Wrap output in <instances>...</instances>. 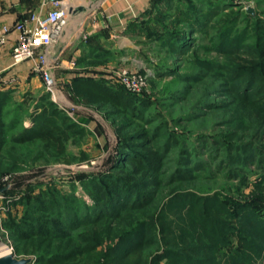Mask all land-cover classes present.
<instances>
[{"label": "rangeland", "instance_id": "1", "mask_svg": "<svg viewBox=\"0 0 264 264\" xmlns=\"http://www.w3.org/2000/svg\"><path fill=\"white\" fill-rule=\"evenodd\" d=\"M190 1L197 3L199 12L208 16L206 9L200 7L202 0ZM225 1L221 10H215L207 19L205 17L202 31L188 33L185 47L181 46L175 52L167 43L168 31L183 26L184 16L176 8H187V0L173 9L155 10L145 18L138 17L134 28L138 33L142 29L141 38L133 50H100L98 47L101 58L94 59L88 52V56H83L86 61L80 66L73 65L71 69L59 65L64 59H70L69 50L61 54L56 50L55 59H50L53 68L49 74L34 73L36 76L32 80L10 87L0 84V93L5 96L0 105V120L4 125L0 134V171H3L0 173V247L7 245L15 257L34 261L35 254L16 252L19 243L12 236L8 216L19 221L29 209L38 218L53 219L55 216L50 212L58 208L56 206L69 204L67 194L92 204L91 195L81 180L97 175L101 178L102 174L111 171L118 175L139 176L140 172L133 171V165L125 164L126 161L112 169L118 160L116 150L122 144V138L135 137L144 129L169 122L171 130L180 132L181 145L171 147L161 161L159 184L149 187L154 203L140 210L149 211L156 217L153 221L145 218L146 226L155 227H150L151 231L148 230L146 236H139L136 242L140 244L149 237L151 241L137 248L131 259L111 262L97 255L106 249V243H110L103 242L72 264H187L191 259L198 264H264V229L246 225L239 206L259 198L264 203V183L260 188L256 185L263 171L256 164H245L233 157L236 154L233 146L250 139H237L241 126L237 121L229 123V120L233 122L229 107H221L230 99L227 81L233 82L227 78L229 73L223 66L257 63L264 59L258 51L250 50L257 49L256 45L264 41V36L260 35L264 32V0ZM227 27L230 29L227 40L238 45L229 49L232 52L225 50L226 53H222L217 34ZM81 41L85 47L91 38L86 35ZM182 48H185L183 52L180 51ZM168 68L172 73L166 71ZM124 69L143 80L139 90L130 91L120 84L116 72ZM159 69L162 72L160 77L157 75ZM193 71L201 74L198 81L188 83L177 77ZM88 75L114 78L128 92L135 94V104H141L140 98H145L148 102L140 107L141 115H132L130 108L125 111L121 105L75 84L74 77ZM188 85V94H183L181 89ZM211 85L218 87V91H210ZM199 97L210 106L202 109ZM124 104L129 106L128 101ZM52 108L77 122L76 131L60 133L55 128L49 130L52 125L47 127L41 123L32 140L24 143L15 140L23 128L35 127L32 118L43 112L45 117L50 116ZM200 111V115L193 116ZM180 118L188 121L177 124ZM63 122L59 121L61 129L64 128ZM234 133L237 137L231 139ZM256 139L264 141V132ZM138 140L131 139L133 150L140 149ZM147 148L155 149L151 143ZM186 158L203 166L197 167L188 161L183 167L189 170L190 177L182 182L176 181L178 177L174 174ZM174 189L193 196L190 198L192 202L173 199L177 195L173 193ZM211 197H216L215 201H209ZM44 207V210L39 209ZM260 207V213L264 215L263 205ZM130 215L72 231L67 240L83 247L86 245L80 240L84 237L128 230L133 221ZM202 244L204 249H199ZM191 245L199 248L188 250ZM176 252L184 258L174 254Z\"/></svg>", "mask_w": 264, "mask_h": 264}, {"label": "trees", "instance_id": "2", "mask_svg": "<svg viewBox=\"0 0 264 264\" xmlns=\"http://www.w3.org/2000/svg\"><path fill=\"white\" fill-rule=\"evenodd\" d=\"M182 1L183 0H153L152 8L147 12V15L155 10L163 12L166 9H173ZM187 1L189 2L187 8H183V6H178L179 8H176V10L184 16L183 26L168 31L169 40L167 43L173 52L177 51L181 46L186 45L188 33L193 34L202 31L205 17L207 19L208 16H212L215 10L220 9L226 4L225 0H223L224 2L202 0L203 3L200 7L206 9L208 15L204 16L203 13L199 12L200 8L197 3H192L190 0ZM251 19L253 18L251 17ZM228 33H230V29L227 27L224 31L217 34L219 38L218 45L220 44L222 53H226L225 50L228 52L233 46L235 47V45H238L236 42L232 43L227 40L226 37ZM260 35L264 36V32H261ZM256 46L257 49L252 50L251 48L250 50L252 52L258 51L260 55H264V41H260ZM222 49L224 51H222ZM184 50L185 48H182L180 51L183 52ZM92 52L93 51L89 52L91 57L93 56L94 59L101 58V53L94 51L92 54ZM229 52L232 51L230 50ZM84 61H86V59L84 60L83 58L81 62ZM223 68L229 73L227 78L230 80L232 79L233 82L227 81V92L230 99H228L227 105L224 104L221 105V107H229L230 117L233 118V122L229 120V123L237 121L241 126L240 136L237 137V134L234 133L231 134V139H235V137L241 140L243 138L250 139L249 142L233 146L235 150L234 153H236L233 157H237L245 164H256L263 171V173L260 174V180L256 182L257 187L260 188L263 187L264 183V141H257L256 137L264 132V129H262L264 125V59H259L257 63L236 64L235 66H227V68L223 66ZM166 71H168L169 74L172 73V70L169 68ZM161 73L159 69L157 75L160 77ZM176 75L177 74H175V76ZM200 75L199 72L193 71L183 76L177 75V77L190 83V81H198ZM74 82L82 88L94 91L99 96L105 97V99H108L112 103L121 105L122 109L125 111L130 108L132 110L130 114L134 113L132 115L135 116L141 115L142 110L140 107L148 102L145 98H140L141 104H135L133 99L135 98V94H132L130 91L128 92L112 77L106 78L94 75L83 77L76 76L74 77ZM189 89V85L185 86V88L181 89V92L183 94H188ZM209 90L213 92L215 90L218 91V87L214 88V86L211 85ZM4 97V94L0 93V105ZM126 101L129 102V106L124 104ZM198 101H200V107L202 106V109L210 106L202 97H199ZM217 108H220V106ZM197 113L193 114V116L200 115L201 111ZM44 114L43 112L32 118L36 122L35 127L30 129L23 128L19 135L16 136L15 140L20 143L32 140L35 134L37 135V128L41 123L47 127L52 125V128H49V130L55 128L60 133L61 131L67 130L76 131L75 129L79 127L77 122H72L67 115L62 114L56 108L50 110V116L45 117ZM185 120L188 121L186 118H180L177 120V124ZM59 121H64L63 129L59 128ZM256 124H258V126ZM3 127V122L0 120V134L4 129ZM241 130L243 131L242 133ZM180 137V132L171 130L169 122H164V124L160 123L156 125L155 128L144 129L141 133L138 132L135 137H132L139 139L138 141L140 144L137 147L140 149L138 150H133L134 145L131 141L132 138H122V144H120L119 149L116 150L118 160L113 163L112 169H117L121 161H126L124 162L125 164L129 163L128 165H133V171L136 170L140 172V174L137 177H131V175L127 173L118 175L111 171L102 174L101 178L97 175L82 179L81 181L84 189L91 195V199L93 200L92 204L77 200L73 194H67L66 199L69 204L62 203L56 206L58 208L50 212L51 215L55 216L53 219L38 218L33 215L29 209L25 210L24 216L19 221H15L12 216L9 215L8 226H10L12 236L19 243L16 247V252L18 254H35L36 256L32 264H72L73 261L78 260L77 258L82 256L85 252L95 249L97 245L103 242L110 241V243H106V249L102 251V253L97 254L98 256L102 255L101 257H105L107 262L116 259H131L133 252L136 251L137 248L142 247L144 243L147 245L151 241L148 234L149 240L148 238H144L140 244L136 242L139 236H146L147 233L151 231V229H149L150 227H155V225L146 226L145 218L148 217L149 221H153L156 217L149 214V211L147 213L140 210H145L154 203L155 198H150L153 192H151L152 190H150L149 187H155L159 184L158 176L160 163L166 157L171 147L181 145ZM150 143L154 145V150H149L147 148ZM188 161L194 164V166H203L200 162L194 163L188 158L184 159L178 171L174 174L178 177H174L176 181L182 182L190 177L189 170L183 167ZM0 173H3V171H0ZM176 191L177 190L174 189L173 193ZM176 193L177 195L174 196L173 199L176 198L179 201L192 202L190 198L193 196L190 194ZM215 199L216 197H211L209 201L213 202ZM261 205L264 207L263 200L259 198V200H255L252 203H245L239 206L241 207V212L244 217L243 221L246 225H256L255 227H261L263 230L264 215L260 213ZM45 208L46 207L39 209L44 210ZM139 211L140 213H136ZM127 214H131L130 216L133 220L128 230H123L121 232L116 231L115 233L111 231L106 234H99L98 237L89 236L83 239L81 238L82 240H80V243H85L86 245L83 247H81L80 244H71L70 240H67L70 238L69 235L73 233L72 231L84 230L97 223L110 222L113 219ZM197 247V245H191L187 249L195 250ZM199 247V249H204L205 245ZM188 250H186V252ZM174 254L180 256L181 259L184 258L181 253L176 252ZM164 256L165 255L160 258ZM215 257L217 256L215 255ZM187 262V264H198L195 262V259H191L190 261L187 260Z\"/></svg>", "mask_w": 264, "mask_h": 264}, {"label": "crops", "instance_id": "3", "mask_svg": "<svg viewBox=\"0 0 264 264\" xmlns=\"http://www.w3.org/2000/svg\"><path fill=\"white\" fill-rule=\"evenodd\" d=\"M153 0H65L67 21L63 27L60 39L52 46L50 58L61 54L64 50L71 53L70 59H64L59 65H65L74 61L80 66L83 56L88 52L94 53L101 49L111 48L133 50L140 40L141 30L136 31L138 17L145 18L152 8ZM43 0H0V29L3 26L11 28L21 18L27 17L31 12L44 13L48 7L42 5ZM89 35V44H82V36ZM17 34L11 31L7 42L0 48V76L8 79L17 77L19 82L30 81L33 76L32 62L29 60L14 63L11 51L15 45ZM59 44V45H58ZM58 47V48H57ZM88 56V55H87ZM127 60L128 57L125 56ZM66 63V64H65ZM21 85V84H20ZM25 85V84H24ZM22 87V86H21Z\"/></svg>", "mask_w": 264, "mask_h": 264}, {"label": "built area", "instance_id": "4", "mask_svg": "<svg viewBox=\"0 0 264 264\" xmlns=\"http://www.w3.org/2000/svg\"><path fill=\"white\" fill-rule=\"evenodd\" d=\"M64 1L43 0L42 5L48 7L46 12L42 14L31 12L27 17L17 21L11 28L3 26L0 29V48L7 42L11 31H15L17 34L15 45L11 51L14 63L29 60L32 62L33 73L49 74L48 71L53 68L50 64L52 46L60 39L63 27L67 21L68 14ZM82 38L85 39L86 35H83ZM73 65L75 66L74 61L70 63L71 67ZM116 76L120 80V84L130 91L139 90L144 83L140 77L131 74L126 69L117 71ZM17 83H19V80L15 76L8 79L0 77V84L5 87H10ZM48 83L51 84V80ZM3 246L0 248L12 253L10 247H7V245Z\"/></svg>", "mask_w": 264, "mask_h": 264}, {"label": "water", "instance_id": "5", "mask_svg": "<svg viewBox=\"0 0 264 264\" xmlns=\"http://www.w3.org/2000/svg\"><path fill=\"white\" fill-rule=\"evenodd\" d=\"M248 12L253 13L252 9H248ZM32 258H17L13 253L0 256V264H32Z\"/></svg>", "mask_w": 264, "mask_h": 264}, {"label": "bare ground", "instance_id": "6", "mask_svg": "<svg viewBox=\"0 0 264 264\" xmlns=\"http://www.w3.org/2000/svg\"><path fill=\"white\" fill-rule=\"evenodd\" d=\"M8 253H9L8 250H3L0 248V256H3V255L8 254Z\"/></svg>", "mask_w": 264, "mask_h": 264}]
</instances>
